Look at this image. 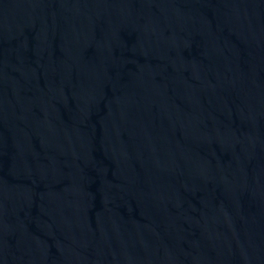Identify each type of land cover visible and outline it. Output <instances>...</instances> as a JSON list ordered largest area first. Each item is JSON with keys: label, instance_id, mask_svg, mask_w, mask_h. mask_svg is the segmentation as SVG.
Segmentation results:
<instances>
[{"label": "water", "instance_id": "obj_1", "mask_svg": "<svg viewBox=\"0 0 264 264\" xmlns=\"http://www.w3.org/2000/svg\"><path fill=\"white\" fill-rule=\"evenodd\" d=\"M0 264H264V0H0Z\"/></svg>", "mask_w": 264, "mask_h": 264}]
</instances>
